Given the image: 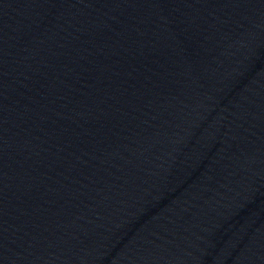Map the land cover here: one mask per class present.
Returning a JSON list of instances; mask_svg holds the SVG:
<instances>
[{
    "label": "water",
    "instance_id": "obj_1",
    "mask_svg": "<svg viewBox=\"0 0 264 264\" xmlns=\"http://www.w3.org/2000/svg\"><path fill=\"white\" fill-rule=\"evenodd\" d=\"M0 264H264V0H0Z\"/></svg>",
    "mask_w": 264,
    "mask_h": 264
}]
</instances>
